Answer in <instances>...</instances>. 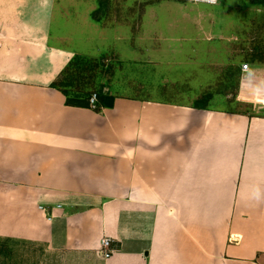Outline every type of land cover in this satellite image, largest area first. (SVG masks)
Wrapping results in <instances>:
<instances>
[{
    "label": "crops",
    "instance_id": "0c3cea01",
    "mask_svg": "<svg viewBox=\"0 0 264 264\" xmlns=\"http://www.w3.org/2000/svg\"><path fill=\"white\" fill-rule=\"evenodd\" d=\"M128 2L144 37L91 19L99 0H0V236L58 264H264V65L236 72L229 109L116 96L97 112L50 88L73 57L138 42L218 74L197 4Z\"/></svg>",
    "mask_w": 264,
    "mask_h": 264
},
{
    "label": "rangeland",
    "instance_id": "374dc122",
    "mask_svg": "<svg viewBox=\"0 0 264 264\" xmlns=\"http://www.w3.org/2000/svg\"><path fill=\"white\" fill-rule=\"evenodd\" d=\"M128 4V0H99V7L92 12L91 19L102 20L109 25L121 24L122 36H128L131 29L128 26L136 21L138 27L136 30L132 28V32L137 31L139 38L146 36L145 26L142 28L139 26L146 21L145 4L138 2L135 13L129 11ZM197 6L202 14L203 42L196 43L195 46L201 48V55H210L206 57V61L202 60L203 64H211L214 56H219L217 61L221 62L219 65L222 66H218L217 75L213 69L216 65L199 67L189 61L180 60L176 61L178 64H174V55H161L160 45L155 44L146 49L144 43L138 42L135 45L138 55L105 53L75 56L83 60L73 62L64 74L63 69L60 73L62 75L59 74L56 81L58 80L59 85L69 92L84 89L89 95L95 94L97 101L100 102L99 99L102 98L101 104L107 106L114 97L121 96L173 103L194 102L195 105L198 103L219 109L235 108L231 102L233 90L238 82L236 72L239 69L241 71L243 65H264V0H218L215 6L205 4ZM161 14L154 13L153 20L157 22L156 26L150 28L154 32L153 35L158 34V31L165 33V28L158 26ZM192 35L190 30V36ZM125 42L121 50L123 52L133 50L134 45H129V40L127 44ZM147 50L150 55L146 54ZM231 60L234 66L227 63ZM58 262L56 255L40 242L31 238L0 236V264H58Z\"/></svg>",
    "mask_w": 264,
    "mask_h": 264
},
{
    "label": "trees",
    "instance_id": "16d2710c",
    "mask_svg": "<svg viewBox=\"0 0 264 264\" xmlns=\"http://www.w3.org/2000/svg\"><path fill=\"white\" fill-rule=\"evenodd\" d=\"M83 59H79L77 57H73L68 64L66 65V67L64 68V70L62 71V74H64V72L67 70L68 66L72 65L73 62L77 63L82 61ZM60 74V75H62ZM50 88L56 89L58 90L65 98V105L67 106H71V107H78V108H88L89 107V103L88 100L90 98L91 95H89L87 92L84 91V89L82 91H77V92H73V91H67V89L62 88L59 85V81L57 80L56 82H53L50 85ZM63 90H62V89ZM87 93V95H86ZM99 101H97V105H96V111L98 112L100 107H107V105H102L101 102H103V99H99Z\"/></svg>",
    "mask_w": 264,
    "mask_h": 264
},
{
    "label": "built area",
    "instance_id": "2783aa9c",
    "mask_svg": "<svg viewBox=\"0 0 264 264\" xmlns=\"http://www.w3.org/2000/svg\"><path fill=\"white\" fill-rule=\"evenodd\" d=\"M174 1L186 2V3H192V4H205V5H210V6H215L218 4V0H174ZM241 70L246 71L247 65H243L241 67ZM88 103H89V108L93 110L96 109L97 99H96L95 94L90 96ZM39 209L41 211H44V209H42L41 207H39ZM110 246H111V239H109L108 237H103L99 242L97 254L103 259L110 258V256L113 253V250L111 249Z\"/></svg>",
    "mask_w": 264,
    "mask_h": 264
}]
</instances>
